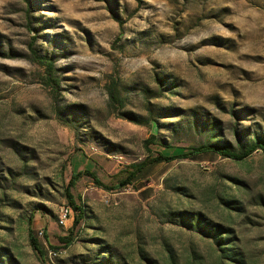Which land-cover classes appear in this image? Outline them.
Masks as SVG:
<instances>
[{"label":"rangeland","instance_id":"obj_1","mask_svg":"<svg viewBox=\"0 0 264 264\" xmlns=\"http://www.w3.org/2000/svg\"><path fill=\"white\" fill-rule=\"evenodd\" d=\"M257 137L264 0H0V264H264L262 151L118 187L161 145ZM85 170L110 190L80 178L65 247L78 215L60 224L65 190Z\"/></svg>","mask_w":264,"mask_h":264},{"label":"trees","instance_id":"obj_2","mask_svg":"<svg viewBox=\"0 0 264 264\" xmlns=\"http://www.w3.org/2000/svg\"><path fill=\"white\" fill-rule=\"evenodd\" d=\"M34 55L37 57L39 64L46 67L49 73L53 74L54 65L53 61L46 57H39L37 53L33 50ZM52 76V75H51ZM52 83L49 82V85ZM156 142V135L154 134L152 139L147 142V148L149 145H155ZM158 145V144H156ZM162 150L157 153V156L150 155L144 163L133 165L130 171L126 172V177L124 180L120 181L118 184L119 188H125L132 184V182L141 174L143 171L153 165L158 164H169L178 160H188V159H196L198 157L204 155H213L219 156L222 158L230 159L235 162H242L253 155L256 151H262L264 155V138L257 137L254 139L248 146H240L239 149H235L226 144H212L210 142H205L201 145L190 147V148H181V147H173L167 145H161ZM149 150V149H148ZM151 153V150H149ZM83 175H87L93 178L95 184L103 188L105 190H110V188L102 183L96 175L89 171L85 170V172H79L72 175V179L69 185L66 188V199L68 200V204L70 208L74 209V211L78 214L74 221V227L72 231H70V235L68 237L62 238L61 242L65 247H69L74 243V231L77 227L81 224L84 218V210L82 206H79L76 203V198L71 193V190L76 187L77 182ZM220 235V234H219ZM220 239V238H219ZM29 241L34 249L39 255L43 256L45 253L42 249V245L40 244L39 240L35 236V232L33 229L29 231ZM219 241V240H218ZM52 249L58 250L57 248L52 247ZM230 255V254H229Z\"/></svg>","mask_w":264,"mask_h":264},{"label":"built area","instance_id":"obj_3","mask_svg":"<svg viewBox=\"0 0 264 264\" xmlns=\"http://www.w3.org/2000/svg\"><path fill=\"white\" fill-rule=\"evenodd\" d=\"M71 214H72L71 208L69 207L62 208L59 216L60 224L63 226L66 225V223L70 220Z\"/></svg>","mask_w":264,"mask_h":264},{"label":"water","instance_id":"obj_4","mask_svg":"<svg viewBox=\"0 0 264 264\" xmlns=\"http://www.w3.org/2000/svg\"><path fill=\"white\" fill-rule=\"evenodd\" d=\"M157 128H158V127H156V126L154 127V133H155V134H157V132H158V131H157V130H158Z\"/></svg>","mask_w":264,"mask_h":264}]
</instances>
